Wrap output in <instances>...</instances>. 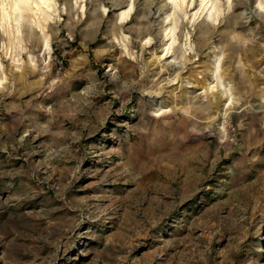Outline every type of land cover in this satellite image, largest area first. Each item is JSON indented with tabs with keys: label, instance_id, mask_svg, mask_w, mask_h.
Masks as SVG:
<instances>
[{
	"label": "rangeland",
	"instance_id": "obj_1",
	"mask_svg": "<svg viewBox=\"0 0 264 264\" xmlns=\"http://www.w3.org/2000/svg\"><path fill=\"white\" fill-rule=\"evenodd\" d=\"M0 264H264V0H0Z\"/></svg>",
	"mask_w": 264,
	"mask_h": 264
}]
</instances>
